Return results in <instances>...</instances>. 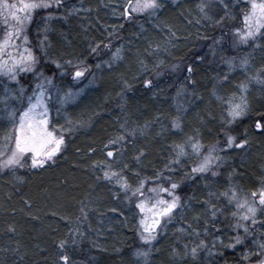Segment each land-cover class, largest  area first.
I'll list each match as a JSON object with an SVG mask.
<instances>
[{
    "label": "trees",
    "instance_id": "trees-1",
    "mask_svg": "<svg viewBox=\"0 0 264 264\" xmlns=\"http://www.w3.org/2000/svg\"><path fill=\"white\" fill-rule=\"evenodd\" d=\"M87 1L92 11L87 12V16L83 18V22L87 20L90 25V28L84 32L85 36L78 28L77 16L76 19L68 17L66 22H57L61 25L57 26L56 24L50 35L53 45L52 55L64 54L75 57L85 52L90 44L94 45L97 41L104 40L106 36L101 30L106 24L107 30L110 32L109 36H113V41L110 42L119 40V43L126 44L128 41L127 38L133 33L131 30H134L131 29V26L134 25L133 21H128V18L123 17L122 27L121 25L108 24L103 18L102 12L95 8V0ZM62 11L61 14L65 12L64 9ZM240 11L239 8H236L233 17L230 19L223 17L221 23L234 24L239 21ZM193 12L194 4L190 1H183L175 9L163 11V15L160 17L164 26L171 28L176 33L175 47H171L172 50L169 51L172 61L185 58V55L193 49L200 34L196 27L188 23ZM57 13L59 15L60 11ZM35 20L38 21L39 16L35 17ZM149 34L150 32L147 34V40L145 37L138 40V54L140 55L144 53L150 40L164 41L161 33L153 36ZM55 46L57 47L55 48ZM102 46L103 44H101V48ZM260 48L263 52L264 40L261 41ZM132 52V48L127 47L124 60H127L129 64L128 72H124L122 77H116L115 73L123 70L122 65H118L111 73L102 76L98 87L88 97L89 100L78 103L79 106L85 104L86 112L92 113L91 119L68 136L66 144L62 146V150L53 161L46 163L43 168L31 169L21 174L22 181L19 184L13 183V178L10 180L7 173L0 175V264H54L58 256L60 240L67 239L68 233L74 228H79L84 234L82 238L77 237L79 242L78 246H75L74 253L77 251L78 255L74 253L72 255L73 251L68 252L67 247L68 254L75 261L84 259L88 261V257H91L94 264H126V256L130 251L131 240L134 236L133 226L129 221V216L119 209L121 194L117 198L113 188H108L107 184L99 181L97 173L91 172L90 165L100 164L104 158L100 153L102 146L108 139L115 136L114 133L117 129L111 122L112 108H117L122 114H125L126 127L131 129V125L138 127L156 117L173 114L168 99L171 97L170 93L174 91L168 90L169 85L164 82H154L157 87L146 90L139 80L133 79L138 74L137 59ZM204 54L199 56H204ZM198 57L186 65V69L189 65L193 67L191 80L195 81L193 85L186 79L188 77L186 71L184 75L186 89L191 92L192 97H198L199 100L194 111L187 112L183 117L182 134L185 136L195 129V133L199 134L205 147L219 142L225 131L231 132L237 141L241 139L242 134H247L248 152H240L233 148L225 154L223 153V156L228 159L225 173L227 175L231 173L232 181L243 190L253 192L256 190L259 170L264 159V93L250 96L249 110L245 117L229 127H221V106L210 96L212 86L210 69L209 66L201 68L206 64H202L204 60L201 61ZM94 61L95 59L91 56L86 57L91 71L94 69L92 67ZM41 66L49 76L54 74L56 76L51 64H41ZM147 75L150 77L149 73ZM64 80L71 83L70 77H66ZM124 80L131 84V88L122 87V99L121 95L115 94V90L117 89L116 85ZM227 82L229 85L230 81L227 80ZM180 84L182 83H176V89L180 88ZM225 84L223 86L226 90L224 89L225 91L222 92L228 93L230 89ZM119 99L122 100L123 108L117 107ZM164 123L168 124V121ZM257 123H260L262 128L258 129ZM155 129L154 132L153 130L149 132L146 142H138L129 147L126 153L127 167L123 169L125 176L129 177L132 169L136 168L139 175L152 178L165 164L163 150L169 146L171 141L165 136V133L158 135ZM173 142L177 141L173 140ZM138 150H143L145 153L139 162L135 159ZM174 174L175 177H178L177 179H180L187 172H175ZM221 188L215 183H208L207 186H204L200 183L199 178L191 180L184 187L186 193L183 194V198L190 204V210L185 211L184 218L193 220L194 217L202 214L205 206L204 201L212 196L209 195V191L212 189L217 193ZM221 199L219 194L211 199L216 205L218 213H222L219 214L216 221L220 230L225 229L223 226L226 222L221 219L225 214L221 211L224 209ZM26 201L27 203H25ZM82 208L87 213V219L83 218ZM205 212L208 213L206 206ZM106 217L114 222V226L107 233L99 234L104 238L103 242L105 243L100 247L97 243L94 245L89 230L95 228L96 221ZM10 228H14L15 231H9ZM111 236H113V240ZM16 249L19 251L17 252ZM173 249L174 246H168L165 240H162L157 253L153 254L149 264H199L196 260H179L178 254L172 257ZM227 254L229 253L227 252ZM223 258L225 257L223 256Z\"/></svg>",
    "mask_w": 264,
    "mask_h": 264
},
{
    "label": "snow or ice",
    "instance_id": "snow-or-ice-1",
    "mask_svg": "<svg viewBox=\"0 0 264 264\" xmlns=\"http://www.w3.org/2000/svg\"><path fill=\"white\" fill-rule=\"evenodd\" d=\"M176 0H173L175 3ZM223 8L227 11L229 4L225 0H221ZM166 7V0H126L125 5L122 6V15L125 18L130 17L132 14H147L148 17L156 16L162 9ZM200 14V19L196 20V24H200L201 19L210 21L212 26L215 27L221 22V17L213 11V6L210 0H199L196 5ZM61 9L65 12L60 15H54L49 13L41 21L35 20V16L39 15L38 10L46 9ZM92 9L78 7L74 4L66 3V0H0V25L3 26L4 35L0 39V77H5L7 82L0 80V90H2V96H0V104L4 105V112L9 121H11L14 128V149L10 154L0 151V170L12 169L17 167H24L27 160H31L32 168H43L46 163L53 161L57 154L62 150V146L65 143L64 135L62 132H58L55 128L49 127L50 119V105L53 107L56 103H59L61 107L68 104H76V101L81 100L82 97H86L87 90H89L96 80V76L91 72L89 64L86 62L88 55L98 56L100 52L107 50L109 53L108 58L103 60V64L108 68H112L114 65H118L125 59L123 45L115 47L113 50L111 42H98L94 46L89 45L85 52H82L79 56L69 57L64 54L54 56L48 49L52 48V44L49 41L48 33L53 31L52 21H67L68 17L76 16L81 12H90ZM216 19H213V16ZM188 23L191 24L192 20L189 19ZM244 27L238 28L234 31L233 37L236 44H248L250 41L256 42L259 38L264 40V0H250V10L243 17ZM35 24L38 31L42 30L44 35L43 39L39 41V49L41 54L48 59V61L55 65V68L60 70L58 77L46 76L43 71L37 68L39 64V58L34 53L32 48L28 47L29 44L27 30L30 25ZM122 27V25H121ZM141 31L145 32L146 29L141 26ZM168 39L163 42L149 41L147 47L142 55H137V61L139 65L138 75H135L133 79L139 80L144 89L151 90L157 85L153 79L147 75L154 69L160 68L164 65L165 61L160 58L161 52H168L169 47H175L172 43V39L176 37V33L171 28L168 30ZM223 33L220 38L202 36L198 38L211 39L212 44L207 45L209 47L213 57L217 52H224L225 48L222 43ZM147 40L148 37L145 36ZM187 39V37H186ZM16 41H21V44H17ZM103 44V48H101ZM219 45V47H217ZM256 46H260L257 44ZM154 57L153 68H149L146 63L147 58ZM199 60L203 61L204 56H199ZM223 62L228 66L229 72L234 70L235 63L234 58L228 56L223 57ZM248 61L246 59L241 60V66H247ZM95 68L100 69L101 63H95ZM179 68V65H174L171 71L175 72ZM193 67L189 65L186 69L188 73V79L193 85L195 81L191 80ZM22 73H32L35 79L34 87L31 88V94L25 97L26 89L20 85L19 77ZM91 76V79H88ZM66 77L71 78L70 84H64L63 81ZM59 79L61 83H56L55 80ZM216 79V78H214ZM229 79V73L223 75V80ZM252 79V77H249ZM257 83L264 84V79H261L259 75L255 77ZM15 84L18 87H13ZM125 89H130L131 84L125 80L123 81ZM240 95L237 98L235 94L230 96L220 95L215 88L211 93L212 97L221 105V127L229 126L235 123L240 117H242L249 108L247 98V85L241 84L239 86ZM185 89L178 91L177 95L183 94ZM123 99V93H120ZM9 100H18L21 104H24L26 100V106L17 110L11 108L8 104ZM79 107V104H76ZM124 107L123 104L120 105ZM60 111V109H57ZM183 117L177 115L172 120V127L175 129L182 128ZM68 124L71 125L73 121L69 118ZM82 123V122H80ZM148 125L146 124L142 129H128L126 125H121V134L109 141V145H120L127 142V138H135L138 134H143L144 129ZM256 127L261 128V124L257 123ZM230 131V129H229ZM247 140H241L237 142L235 136L225 133V143L217 146L212 145L209 147L207 154L199 160V162L191 168V173L188 174L189 179L195 180L197 177L208 180L210 177L207 175L210 173L211 177H216L219 173L216 168L219 167L220 161H223L224 157L218 155L219 152H225L228 149L239 148L242 149L247 144ZM106 157L114 159V150L105 146ZM190 147L193 154L199 156L203 145L197 139L196 136L189 137L183 144L173 145L175 152V158L171 159L165 164L162 172L157 173V176L162 180L168 181L167 186L160 184L150 189L152 193H155V202L150 203V207L146 208V201L144 199V185L145 180H140L138 185L133 188L128 178L123 175L120 170H113L111 163H107L101 167L103 171V178L109 182L114 183L117 191L114 193L119 198L120 192H123L125 196L130 193L131 197H137L138 202L135 203V208L139 209L141 218L139 220L138 236L143 245H148L147 249H137L135 255L137 257H143V264H149L148 257L151 252V246L153 241L157 239L159 235L158 230L166 228L168 223H171L175 218V214L178 209L186 207L182 204L181 197L176 194V190L180 187V184L172 179L171 176L164 175L165 172H175L176 165L180 163V158L187 155L186 148ZM145 156L143 150H138V154L135 159L139 162L141 158ZM100 166L99 164L94 165ZM125 168L127 165L124 166ZM137 175H139L137 173ZM166 193L170 199L161 198L160 194ZM210 196L212 193L209 194ZM222 195L228 198L229 203L235 202L236 211L231 214L234 217V223L232 227L235 230L234 235H230L227 243L219 237L213 239L209 245L204 237L209 236L211 225L212 228H216L219 231L216 221L219 214L217 207L211 199L204 201L205 206L210 210V218H205L203 224L200 226L202 232L194 228L192 224H189L187 228L181 227L178 231L182 235H191L196 238V243L190 249V255L193 260L198 256L199 250L203 249L207 252L209 257L215 255L213 249L217 247V240L222 247H227L233 250L237 249V245L245 244L248 241L249 236L253 239L250 241L254 244L255 249H251L250 253L245 254V259L248 255H257L260 257L255 264H264V189L259 192L251 193V201L247 197L240 199L236 190H229ZM27 203V201L25 202ZM83 218L87 219V213L81 209ZM150 213V215H146ZM194 220L199 224L201 217L198 215L194 217ZM163 222V224H162ZM259 224V229L255 226ZM9 231H15L14 228H10ZM260 231V237L257 239L255 233ZM243 233V234H241ZM83 233L79 228H74L68 233L67 239H61L58 244V258L57 264H75V260L67 252L69 243L72 246L78 244L77 237H83ZM185 255L189 254L188 245L184 246ZM18 252L19 249H16ZM175 251V250H174ZM223 255V253H220ZM23 259V257H21ZM200 264H214L212 261H205L201 259ZM251 264V262H250Z\"/></svg>",
    "mask_w": 264,
    "mask_h": 264
},
{
    "label": "rangeland",
    "instance_id": "rangeland-1",
    "mask_svg": "<svg viewBox=\"0 0 264 264\" xmlns=\"http://www.w3.org/2000/svg\"><path fill=\"white\" fill-rule=\"evenodd\" d=\"M183 1L184 2L190 1L191 3L194 4V12L191 14L192 23L190 25L196 27V29L198 30V33L200 32L198 37L207 36V37L220 38L223 33L224 35H223L222 43L224 45L225 51L217 52L215 57H213L209 47H207V45L212 44L211 39H202V38L197 37L193 49L189 51L187 55H185L186 56L185 58H181V59L174 60V61L170 60L171 55L169 54V51L172 50L173 47L172 48L169 47V51L166 53L161 52L159 54L160 58L163 59L165 63L162 67L154 69L153 71L149 72L150 74L149 78L153 79L154 82H158V83L164 82L165 84L169 85L168 90L170 91L174 90L172 93L169 92L171 94V97L168 99L169 104L171 106L170 109L173 112V114L169 116L162 115L159 118L156 117L152 121L148 123H144L138 127L131 125V129H142L144 128L146 124L148 125V127L144 129L143 134H138L134 139L129 137L127 138L126 143H122L120 145H109V141L114 139L119 134H121V131H122L121 125L127 126V121H126L127 118L126 116L124 117L125 114L124 113L122 114L120 110H118L117 108H112L113 113L111 115L113 116H111V119H112L111 122L114 124V126H116V129H117L116 132L114 133L115 136L108 139V141H106V143L102 146L100 153L102 154V156H104V158L100 161V164H99L100 166L94 167V165L91 164L90 170L91 172L97 173V178L99 179V181L107 184L108 188L109 187L113 188L114 192L117 191L116 186L114 185V183L109 182L103 178V171L101 170V167L107 163H111L113 170H120L122 171L123 175H126L123 169H125L124 166L127 165L126 153L128 152L129 147L136 145L138 142H141V143L146 142V138L149 135V132L152 130L154 132L155 128H156L155 132H157L158 135H161V133H165V136H167L169 141H171L170 144H168L169 146H167V148L163 150L164 151L163 158H164L165 164H167L171 159L175 158V152L173 150V145L183 144L188 140L189 137H192V136H196L197 139H199V141L203 145L201 137L199 136V134L195 133V129L194 130L192 129V132L190 134H187L184 136V134H182V128L175 129L172 127V120L177 115L184 117L187 112L192 113L199 100L198 97H192L191 92H189L186 89L187 86H186V82L184 78V75L186 72V65L190 63L192 59H195L199 55H202L205 53L204 54L205 59L202 64H206V65L202 66L201 68H205L209 66L210 73H211L210 79L212 82L211 93L213 91V88H215V90L222 96H230V95L235 94L238 98L240 95L239 86L241 84H246L247 89H248L247 98H248L249 105H250L249 100H250L251 95L258 96L260 93H264V84L257 83L255 79L257 75H259L261 79H264V53H263L264 51L261 52L260 46H256L257 44L261 45L262 40L258 38L255 43L250 41L248 44H236L234 42V37H233V33L236 29L238 28L242 29L244 27L243 17L250 10V0H225V2L229 4L227 11L224 10L221 0H210L213 6V11L217 13L221 18L227 17V19H230L233 17L236 8H239V10H241L239 12L240 13L239 21L235 22L234 24L227 23V22L222 24L220 22L215 27L212 26V23L210 21H206L202 19H201L200 24H196V20L200 19V14L196 7V5L199 3V0H176L175 3H173V0H166V7L162 9L156 16L148 17L147 14L145 13V14H132L130 17H128L127 20L133 21L134 23V25L131 26V29H134V30H131L133 33H131V35L127 38L128 41L126 42V44L124 42L119 43V40L116 42L115 41L111 42L113 50L115 49V47L123 45L124 56H125L126 49L127 47L130 46L133 50L132 53L135 54V57L137 59L138 40L143 39V37L147 36L148 32H150L149 34L150 36L161 33L162 39L164 41L168 39L167 30L169 29V27L164 26V24L160 20V17H162L163 11L173 10L176 8V6L179 3ZM9 2H14V0H9ZM66 3L74 4L79 7L81 5V0H66ZM82 3H83V7L90 8V4L87 0H82ZM94 3L96 4L95 8H97V10L102 12L103 18L107 21L108 24H112L116 26L121 25L122 19L124 17L121 14L122 6L125 5L126 0H95ZM62 10H63L62 8L61 9L52 8V9H46V10H38L39 15L35 17L39 16L38 21H41V26H42V20L44 17H46L49 13L58 15L57 13L58 11H60L59 13L60 15ZM76 16L78 17V20H76L78 21L77 22L78 28L80 31H82L83 35L85 36L84 32L86 31V29L90 28V25L88 24L87 20L86 22H83L84 21L83 18L87 16V12H81ZM76 16H72V17L76 19ZM213 19H216L215 15L213 16ZM138 20L140 21L138 22ZM56 24L57 26L61 25V24H58L56 20H53L52 26L54 27L56 26ZM106 25L103 27V30H101V32L106 36L103 40V42L105 43L113 41L112 40L113 36H109L110 32L107 30L108 28ZM141 26H143V28L146 29L147 31L142 32ZM51 32L52 31L48 33L49 41H50ZM3 35H4V29H3V26L0 25V39L3 38ZM27 35H28V40H29V44L27 46L32 48V50L38 56L39 61H40L39 64L37 65V68L43 71L46 76H49V74L45 73L41 64L44 65V64H51V63L48 61L46 57H44L41 54L40 49L38 47L39 41L43 39V35H44L43 31L42 30L38 31L35 24H32L29 26L27 30ZM16 43L21 44L22 42L16 41ZM172 43L174 44V38L172 39ZM56 47L57 46H55V48ZM217 47H219V45H217ZM51 49H53V45H52V48L48 49L50 53H51ZM81 50L83 49L81 48ZM108 55L109 53L107 52V50L100 52V54L95 57L93 55H88V56H91V58L95 59L92 65L94 69H92L91 72L96 76V80L94 82V85L89 90H87L86 97L81 98V100H84V102L85 100H89L88 97H90V95L94 93L93 91H95L96 88L98 87L99 81L101 80L102 76L108 73H111L118 65H122L123 70L117 71L115 73L116 77H122L124 72H128L127 68L129 67V64L127 60H123L118 65H114L111 69L108 68L107 65L103 64V60L107 59ZM224 56H228L229 58H234L235 68L231 72H229L228 66L223 62ZM167 57L169 58L167 59ZM244 59L248 61V64L247 66L242 67L241 60H244ZM154 60H155L154 57L147 58L146 63H148L149 68H153ZM95 63H101V68L96 69L94 66ZM136 64H137V74H139L138 72L139 65H138L137 60H136ZM51 65L53 66V70L54 72H56V77H57L59 75L60 70L56 69L55 65L53 64ZM174 65H179V68H177L175 72L171 71ZM225 73H229L228 80L230 81L231 86L230 84L228 85L227 81L223 80V75ZM249 77H252V79H249ZM91 78H92L91 76H88V79H91ZM0 80L7 82L5 77H0ZM19 81H20V85H22L26 89L25 94H24L25 97L27 95H30L31 88L34 87V84H35V79H34L33 74L32 73H22L19 77ZM55 82L58 84L61 83L59 79H56ZM63 83L70 84L67 80L66 81L64 80ZM176 83H182L180 84L181 86L179 89H176L175 87ZM224 84L228 85L227 87H229L230 89L228 90V93L222 92L226 90L225 86H223ZM12 86L18 87L15 84H13ZM116 87L117 89L115 90V94L120 95V93H122L121 89L123 87V82L122 81L119 82L116 85ZM181 89H185L184 93L177 95L178 91ZM0 96H2V90H0ZM210 96L212 97V95ZM212 99L215 100L214 97H212ZM80 102L81 101L78 100L76 101V104ZM8 104L11 108H16L17 110H19L22 107L26 106V100L24 101V104H21L18 100H9ZM76 104H68L63 107H61L59 103H56L54 107L50 105L49 127L50 129L55 128L58 132H62V134L64 135V139H65L64 145L67 142L68 136H70L74 132V130H77L84 123L88 122L91 119L90 117L92 113L86 112L87 109L84 106L85 104L79 107H77ZM117 104H118L117 107H119L122 104V100L119 99ZM57 109H60V111H57ZM247 113L248 111L239 119L245 117ZM69 118L73 121L71 125H69L67 122ZM220 118H221V115H220ZM165 121H168V124L164 123ZM226 127H229V126H226ZM263 127H264V124H263ZM225 133L226 131L224 132L223 135H221V140L213 145H217V146L223 145L225 143ZM227 133L232 135L231 132H227ZM13 136H14L13 125L11 121L7 119L5 115L4 105L0 104V151L10 154L11 150H13L15 147ZM244 139L248 141L247 134H242L241 139L239 141L244 140ZM173 140H176L177 142L172 143ZM106 145H108V148L114 150V157H115L114 159H109L106 157V151L108 150L105 147ZM247 145L248 144H246L245 147L242 149H239V148H236V149L237 151H240V152H248L249 147ZM211 146L212 145L208 147L203 146L199 156L193 154L192 149L190 147L186 148L187 155L181 157L180 163L175 166L176 173L187 172V174L182 175L180 179H177L178 177L174 176L175 172H165L164 173V175L171 176L173 180H175L176 182L180 184V187L176 190V194L181 197V202L182 204L186 205V207L177 210V213L175 214V218L172 220L171 223L167 224L166 228H163L162 230H158L159 235L157 236V239L153 241V244L151 246L152 250L149 254L148 261L152 259L153 254L157 253V250L159 249V244L162 240H165V243H167L168 246H171V245L174 246V249L171 252L172 257L173 255L178 254L179 260L180 259L188 260V261L193 260L190 255V249L197 242L196 238L191 235H182L178 231V229H180L181 227L187 228L189 224H192L194 228H197V230H200L202 232V228L200 226L203 224L205 218H210V215H209L210 210L208 209V213H206L205 206H204V212L202 214L201 213L199 214V216L201 217L199 224L197 223L196 220H194V218L193 220H186L184 218V215H185V211L187 212L188 210H190L189 209L190 204H189V201H186L183 198V194L186 193L184 190V187L187 186L188 183H190V181L192 180V179H189L188 177V174L191 173V168L199 162V160L203 157V155L207 154V151L209 147ZM229 150L230 149H228L227 151ZM227 151L219 152L218 155L224 157L223 153L225 154ZM227 161L228 159L224 157L223 161L217 162L220 165L219 167L216 168V171L219 173L218 176L211 177L209 173L207 174L210 177L208 180H203V179L201 180L200 177H197L200 179V183L204 186H207L208 183L210 184L215 183L216 185H220L222 187L220 192H217V193L211 189L212 191L210 190L209 194L212 193V196L209 199H212L213 197L217 196V194H219L220 197L222 198L221 200L223 201L224 209L223 210L220 209V210L225 213L221 217L222 220L226 221L224 223L225 225L223 226L225 229H222L220 230V232H218L216 231V228H212L211 225H209L211 234L207 237H204L203 235L201 236V238L205 239L206 242L209 243V245L211 244V241L217 237H219L220 239H223L227 243L229 236L235 234V230L232 227V224L234 223V217L231 214L233 211H236L235 202L233 201L232 203H229L228 198L222 194L225 192H228L229 190H236L237 195L240 199H244L245 197H247L249 201H251L252 199L251 197L252 192H247L243 190L234 181H232L233 179H232L231 173H229L228 175L225 173V166L227 165ZM165 164L159 168L158 173L163 171ZM31 169H35V168L31 167V160L28 159L24 167H17L15 168V170L6 168L3 170H0V175H2L3 173H7V175L9 176V179L13 178L12 180L13 183L19 184L22 181L21 174ZM127 178H128L129 184L133 188H135L138 185L140 180L146 181L144 185V199L146 201V208L150 207V203L155 202V193H152L150 189L160 184H163L164 186H167L168 184V181L162 180L161 178L157 176V174H155L154 177L152 178H146L143 175L142 176L137 175L136 168L132 169L130 176ZM262 189H264V159L262 160V164L259 170V177L256 183L255 192H259ZM120 194H121V202L119 204L120 206L119 209L121 212H124V214L129 216V221H131V224L133 226V232H134L133 239L131 240L130 251L128 252V255L126 256V264H143L144 258L137 257L135 255V252L137 249H147L149 248V246L143 245L140 242L139 236H138L139 220L141 218L139 209L135 208V203L138 202V198L131 197V199H129V197L131 196L130 193L128 194V196H125L123 192H120ZM160 196L161 198L170 199V197H168L166 193H161ZM146 215H150V213H146ZM262 218L264 219V217H260V219ZM102 219L95 222L94 224L95 228L93 227L94 228L93 230H89L91 232L90 234L92 235V239L94 240V245L95 243H97V245L100 247L105 245V243L103 242L104 238H102L99 234L100 233L102 234L104 232L107 233L110 230V228L114 226V222L108 217L104 218L103 220ZM217 227H218V223H217ZM255 227L259 229V224H257ZM261 231H264V230H261ZM255 237L257 239L260 237V231H257L255 233ZM111 238L112 240L114 239L113 236H111ZM252 239L253 237L249 236L248 241H246L245 244L237 245L236 250H233L227 247H222L219 244V241L217 240V247L213 249L214 253H216L215 255L209 257L207 255V252L201 249L199 250L198 256L195 260L199 264H200L201 259H204L205 261H212V262L215 261L214 262L215 264H250V262L251 264H255V262L260 258L257 255L249 254L247 259H245V254L250 253V250L255 249L256 247L254 244L250 243ZM185 245H188V249H189L188 255H185V249H184ZM77 246L78 244L76 245V247ZM74 250H76L75 246H72L71 244H69L68 252L73 251L72 252V255H73ZM58 252H57V255H58ZM227 252L229 254H227ZM220 253H223V255H220ZM74 254L78 255V252L76 251ZM223 256L225 258H223ZM92 261H93L92 258L88 257V261H86V259L80 260V261L76 260L75 264H94ZM54 264H57V259Z\"/></svg>",
    "mask_w": 264,
    "mask_h": 264
}]
</instances>
